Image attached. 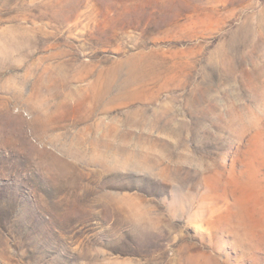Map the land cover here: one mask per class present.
<instances>
[{"label":"rangeland","instance_id":"obj_1","mask_svg":"<svg viewBox=\"0 0 264 264\" xmlns=\"http://www.w3.org/2000/svg\"><path fill=\"white\" fill-rule=\"evenodd\" d=\"M0 264H264V0H0Z\"/></svg>","mask_w":264,"mask_h":264}]
</instances>
